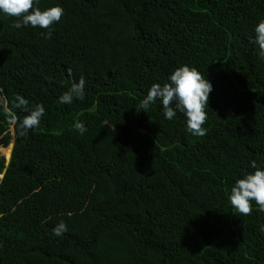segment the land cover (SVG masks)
<instances>
[{
  "label": "trees",
  "instance_id": "obj_1",
  "mask_svg": "<svg viewBox=\"0 0 264 264\" xmlns=\"http://www.w3.org/2000/svg\"><path fill=\"white\" fill-rule=\"evenodd\" d=\"M56 5L51 29L0 13V140L14 134L0 264H264V212L229 200L251 161L264 168V60L250 42L264 0H39ZM182 65L212 85L203 137L159 101L140 108ZM67 68L85 98L61 104ZM17 94L45 108L24 137L9 123Z\"/></svg>",
  "mask_w": 264,
  "mask_h": 264
},
{
  "label": "clouds",
  "instance_id": "obj_2",
  "mask_svg": "<svg viewBox=\"0 0 264 264\" xmlns=\"http://www.w3.org/2000/svg\"><path fill=\"white\" fill-rule=\"evenodd\" d=\"M0 13L15 18L11 27L16 29L24 26L51 29L53 24L61 20L64 9L59 5L41 9L39 0H0ZM254 32V39L250 42L258 46L259 58L264 60V19L258 22ZM42 35L45 39H50L52 32L47 31ZM66 72L70 78V87L60 95L59 103L71 104L74 99L83 100L85 78L81 76L78 81L72 80V69L67 68ZM211 91V83L201 72L194 67L182 65L169 75L167 82L162 85L160 83L151 85L140 102V108L146 113L151 105L159 101L165 119L172 120L179 111L186 117L187 131L194 136L203 137L207 133L203 125L207 120L205 109ZM14 109L26 114L21 117ZM8 114L9 123L16 128L20 137H24L29 131L39 127L45 108L41 103L30 107L29 101L17 94L12 108L8 109ZM73 127L81 135L87 131L83 122L79 120L74 122ZM250 167L254 171L245 172L241 178L236 179L230 190V204L242 215L252 214V201L258 205L259 211L264 212V168L258 167L255 160L251 161ZM67 230L66 224L61 221L53 228V234L59 237ZM260 230L264 232V227Z\"/></svg>",
  "mask_w": 264,
  "mask_h": 264
},
{
  "label": "rangeland",
  "instance_id": "obj_3",
  "mask_svg": "<svg viewBox=\"0 0 264 264\" xmlns=\"http://www.w3.org/2000/svg\"><path fill=\"white\" fill-rule=\"evenodd\" d=\"M9 131L11 132V139L9 141L8 145H4L2 141L0 140V156H3L6 161H9L10 155H11V150L12 146L14 143V134L12 133V127L9 128ZM9 153V154H8ZM8 154V156H7Z\"/></svg>",
  "mask_w": 264,
  "mask_h": 264
}]
</instances>
